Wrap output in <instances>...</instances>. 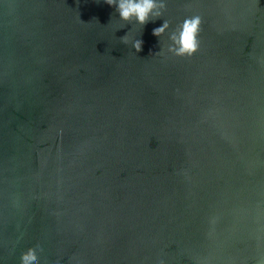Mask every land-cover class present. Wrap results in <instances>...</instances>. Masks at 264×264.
Wrapping results in <instances>:
<instances>
[{"label":"water","instance_id":"water-1","mask_svg":"<svg viewBox=\"0 0 264 264\" xmlns=\"http://www.w3.org/2000/svg\"><path fill=\"white\" fill-rule=\"evenodd\" d=\"M160 11L0 0V264L264 261V0Z\"/></svg>","mask_w":264,"mask_h":264},{"label":"clouds","instance_id":"clouds-1","mask_svg":"<svg viewBox=\"0 0 264 264\" xmlns=\"http://www.w3.org/2000/svg\"><path fill=\"white\" fill-rule=\"evenodd\" d=\"M109 6H115L119 18L123 21H135L144 25L149 18L161 16V9L165 7V0H105ZM200 15L186 16L178 23L176 28L169 33L167 51L177 56H191L198 49V32L200 30ZM169 28V21L164 20L159 26L152 29V34L160 36ZM126 39V38H122ZM143 41L140 39L133 41V48L139 52ZM38 249H32L20 257V264H39L37 256ZM159 264H164L161 259ZM260 264H264L261 261Z\"/></svg>","mask_w":264,"mask_h":264}]
</instances>
